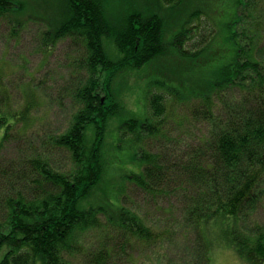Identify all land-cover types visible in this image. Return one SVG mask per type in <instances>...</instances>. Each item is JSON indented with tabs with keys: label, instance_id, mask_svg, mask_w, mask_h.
<instances>
[{
	"label": "trees",
	"instance_id": "obj_1",
	"mask_svg": "<svg viewBox=\"0 0 264 264\" xmlns=\"http://www.w3.org/2000/svg\"><path fill=\"white\" fill-rule=\"evenodd\" d=\"M40 3L0 0V23L7 21L16 34L31 20L43 21L47 47L67 37L80 43L86 51V78L71 93L76 109L68 127L49 137L50 144L69 154L70 166L59 169L47 156H28L18 174L20 187L4 196L0 192V264H111L109 233L95 251L85 242L90 231L108 225L125 243L158 241L167 229L155 231L140 212L124 205L126 182L154 198L169 191L183 198L187 228L195 235V264H210V225L223 227L229 242L224 244L239 257L264 264V222L241 227L264 203V0H224L218 7L207 3L192 10L170 39L158 13L134 10L113 21L103 0H64L58 19L38 16ZM200 35L204 45L187 48ZM107 36L115 45L111 52ZM218 54L223 62L205 81L188 86L179 78L181 86L148 81L143 91L151 111L124 119L117 139L120 149L126 144L133 148L137 168L124 173L121 183L111 182L106 132L111 120L125 112L124 94L133 89L116 85V78L174 57L178 66L184 62L205 72L207 63H218ZM0 93L1 149L15 129L29 130L39 100L28 89L24 103L14 107L8 91ZM183 103H190L187 110L201 126L190 151L167 163L163 152L144 144L166 136L171 111ZM0 170L7 174L1 161Z\"/></svg>",
	"mask_w": 264,
	"mask_h": 264
},
{
	"label": "rangeland",
	"instance_id": "obj_2",
	"mask_svg": "<svg viewBox=\"0 0 264 264\" xmlns=\"http://www.w3.org/2000/svg\"><path fill=\"white\" fill-rule=\"evenodd\" d=\"M40 1L42 3L37 8L38 16L50 18L54 15L60 19L64 0ZM103 2L108 17L113 21L120 20L134 10H142L146 14H160L165 22V35L170 39L182 28L184 20L192 10L207 3H212L210 7H218L224 0H184L182 3L172 5L163 0H103ZM54 6L57 8L51 12ZM9 26L7 21L0 23V91H8L12 106L19 107L25 101V92L31 89L35 92L39 104L33 111V124L29 130L24 132L15 129L0 149L1 168L6 169L7 173L3 175L0 170V192L3 196L12 192L15 187H20L21 179L18 174L23 170L24 159L28 156L35 154L47 156L59 169L70 166L69 154L50 144L49 137L63 132L68 127L76 109L71 93L86 78L84 64L86 51L80 43L67 37L47 47L44 45L43 36L48 26L43 21L31 20L16 34L12 33ZM210 29L211 26L208 32ZM202 30L207 33L205 28ZM200 37L201 35L187 43V48L196 50L202 47L204 43H200ZM105 45L109 52L114 50L115 45L111 37L105 38ZM213 52H208L210 57L214 55ZM216 58L218 63L216 60L207 63L205 72L197 69V65L192 68L185 66L184 62H180L181 65L178 66L174 57L163 62L152 61L142 69L128 70L116 78V85L126 84L133 86V89L126 90L124 94L125 112L111 120L106 132L105 150L112 168L111 182L121 183L120 177L124 173L137 168L132 162L133 148L126 144L120 149L117 139L120 134L119 125L124 119L130 115L145 117L146 113L151 111L143 91L148 81L162 79L171 85L179 84L176 82V78H179L178 81L183 85L188 86L189 83L194 85L196 82H202V79L205 81L209 73L212 75L216 66L223 62L220 54ZM5 99L7 100V97ZM189 104L174 106L166 123L167 134L161 141H154L152 145L144 144L152 151L163 152L167 163L179 160V156L189 152L194 135L199 132L198 127L201 125L191 116V112H188ZM3 134L4 129H1L0 143ZM174 185L175 183H171V186ZM122 200L125 206L140 212L155 231L167 229V233L151 244L135 240L125 243L124 236L121 234L116 237L117 232L108 225L104 230H92L86 235L87 248L97 250L111 235L107 241L112 249L111 264H195V235L188 231L182 197L169 191L154 198L131 182H126V195ZM252 221L264 222V203L253 216L241 221V227L251 224ZM221 228L223 227L217 225L209 227L207 241L210 247H213L210 251V263L252 264L224 244L228 241ZM106 233L110 235L104 237ZM78 257L81 258V255Z\"/></svg>",
	"mask_w": 264,
	"mask_h": 264
}]
</instances>
